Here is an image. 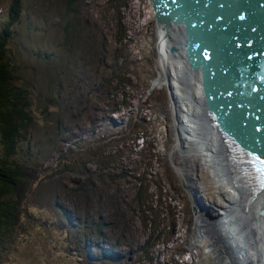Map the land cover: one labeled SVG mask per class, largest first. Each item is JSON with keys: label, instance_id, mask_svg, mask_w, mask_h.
I'll return each mask as SVG.
<instances>
[{"label": "rangeland", "instance_id": "rangeland-1", "mask_svg": "<svg viewBox=\"0 0 264 264\" xmlns=\"http://www.w3.org/2000/svg\"><path fill=\"white\" fill-rule=\"evenodd\" d=\"M76 1L78 12L67 14L65 0H25L18 43L40 54H44L40 48L47 44L67 52L63 46V25L77 17L74 35L82 33L79 37L82 53L78 58L86 68V76L66 84L77 103L72 108L67 103L71 120H63V126L72 130L60 131L68 132L65 137L72 139L63 145L59 157L52 154L40 167V179L45 182L38 190L42 193L40 204H28L25 206L28 210L24 207L22 228L11 237L9 248L0 256V264H77L76 257L81 260L78 264H87L82 258L87 253L99 256L100 247H113L115 255L121 258L108 264H147L145 252L153 258L152 264H215L210 241L204 237L196 241V218L203 215L217 220L226 206L222 197L227 195L210 173L212 166L203 162L205 152L198 149L195 139L185 138L178 125V117L183 118L186 110L185 87L177 79L173 59H167L169 72L159 67L160 37L150 0H126L125 8L116 16L105 0ZM9 2L0 0V24L6 20ZM33 4L40 10L33 9ZM43 26L50 29L42 35ZM119 33L125 37V54L129 53L130 84L122 93L105 99L94 90L96 98L87 92L92 93L96 81L91 75L101 55V45L107 42L106 48L114 50L113 42ZM15 56L19 64L28 67L23 73L25 77H35L33 68L40 75L43 73L44 65L33 58ZM189 76L191 81L190 71ZM50 95L49 90L44 95L47 113ZM37 110L34 107V118L41 133L36 134L35 140L42 146L41 134L53 135L56 125L45 130L46 112ZM93 117L96 121L86 120ZM93 143L92 150L108 157L104 164L109 166L97 180L89 172L68 174L58 166L60 160L73 155L72 150L79 151ZM15 160L25 164L21 157ZM48 167L51 170L45 172ZM86 167L93 170L92 165ZM139 183L143 187L139 198L152 209L146 213L153 220L151 231L149 227L145 230L144 217L137 212L135 193L141 186ZM190 187L199 190V196ZM30 200L34 201L33 196ZM35 219L37 224L31 225L30 221Z\"/></svg>", "mask_w": 264, "mask_h": 264}, {"label": "trees", "instance_id": "trees-1", "mask_svg": "<svg viewBox=\"0 0 264 264\" xmlns=\"http://www.w3.org/2000/svg\"><path fill=\"white\" fill-rule=\"evenodd\" d=\"M105 2L111 5L110 11L115 12V16L116 13L117 15L118 13L121 14L126 6V0H105ZM65 3L67 5V14L73 11L74 13L78 12L76 0H65ZM32 8L40 10L36 4H33ZM25 11V0H10L7 7L6 20L0 24V256L9 248L11 237L22 228L25 210H28L25 206L28 204H40L42 193L38 192V190L45 184L40 179L42 172L39 170L40 167L44 165L52 154H58L59 157L61 152H63L61 151L63 145L69 144L72 139L71 137H65L68 132L60 131V129L69 132L72 130L63 126V120H71L67 115L69 109L67 103L70 102V108L77 103L73 100V92L68 91L66 84L75 80L80 81L83 76H86V68L80 64L78 58L82 53V48L79 44V37L82 36V33L79 31L77 35H74L76 34L75 22L78 18L75 17V20L71 23L68 20L63 25V46L67 49V52L62 48H55L47 44L40 48L44 51V54H40L39 52L29 51L16 40V37L21 34L20 26L18 25L22 23ZM112 22L116 27V21L112 20ZM117 24L125 31V27L120 24V18L119 21L117 18ZM49 29V26H43L40 32L43 35ZM124 43H126L125 37L121 34L113 42L116 45L114 50L106 48L107 42L105 44L102 43L99 52V55H101L91 75L96 81L91 89L92 93L87 92L89 95L97 98L95 92L98 91L104 95L105 99L113 94L122 93L127 84H130L128 73L129 53L125 54L127 47ZM15 54L33 58L39 64L44 65V67H41L43 73L40 75L33 68L35 77H25L23 73L28 67L19 64ZM75 56H77L76 61ZM105 69L106 71L103 73ZM110 69L111 71H109ZM48 90L51 95L47 99L49 104L47 113L48 106L45 104L44 95ZM34 107L38 108L37 111L41 113L42 109L43 113L46 112L44 118L45 130L48 131L50 127L52 128L56 125L53 135L49 132L41 134L42 146L39 141L35 140L36 134L41 133V129L38 126V121H35L34 118ZM86 120L88 122L96 121L95 117ZM93 145L94 143L88 144L79 151L72 150L73 155L67 156L63 162L60 160L58 166L62 167L68 174L78 171L81 173L89 172V175L94 177V180H97L98 177H101V171L108 170L109 166L104 164L108 157H103L98 151L94 152L92 150ZM18 157L24 159L25 164L16 161L15 159H18ZM87 165L90 167L92 165L93 170L86 167ZM98 169L99 171L97 172ZM49 170H51L50 167L44 171L48 172ZM141 183H139L141 186L135 193L137 197L135 203L138 208L137 212L141 213L140 217H144L142 222L145 230H147L146 227H149L151 231L154 229L152 227L153 220H149L146 213L151 212L152 209L148 206L146 207L139 198L143 190ZM32 196L34 201L30 200ZM63 213L66 217H69L66 211H63ZM30 224H37L36 219L30 221ZM103 227V225L100 226L99 230L103 229ZM157 234H159L158 231ZM150 235H148V238L151 237ZM157 240L158 238L156 237L154 243ZM99 249V256L87 253L82 259H85L87 264H108L110 261L119 262L121 260L120 257L115 255L113 247L109 249L100 247ZM144 258L147 264L153 263V258L146 252ZM76 261L77 264L81 262L78 257H76Z\"/></svg>", "mask_w": 264, "mask_h": 264}, {"label": "water", "instance_id": "water-1", "mask_svg": "<svg viewBox=\"0 0 264 264\" xmlns=\"http://www.w3.org/2000/svg\"><path fill=\"white\" fill-rule=\"evenodd\" d=\"M150 3L164 36L172 25L182 29V44L170 47V54L178 48L187 69L198 73L204 122L264 157V0ZM216 218L217 225L222 219Z\"/></svg>", "mask_w": 264, "mask_h": 264}, {"label": "bare ground", "instance_id": "bare-ground-1", "mask_svg": "<svg viewBox=\"0 0 264 264\" xmlns=\"http://www.w3.org/2000/svg\"><path fill=\"white\" fill-rule=\"evenodd\" d=\"M156 26L160 37L158 42L159 67L164 71L170 70L167 66V59H173L175 66L170 65L175 67L177 79H180L185 87L183 98L186 101L184 103L186 110L183 111V118L178 117V125L182 129V133L185 134V138L195 139L198 149L205 152L203 156L201 155L205 158L202 161L206 165L212 166L210 173L215 181L220 183L225 196L227 195V197H222V202L226 206L222 208V212L218 213V217L222 220L218 219L217 225L215 224L217 220L214 221L203 215L197 216L196 241L203 237L210 241V248L214 251L213 261L215 264H264V215H259V212L264 210V189L256 197H253L256 188L251 183L245 169L240 167L241 164L239 167L235 165L238 157L227 154L228 150L221 132L204 122V105L199 75L187 69L183 54L179 49L176 50L178 53L170 54V47L182 44L184 39L182 29L177 25H172L168 29V36H164L165 32L158 27L157 23ZM189 71L191 81H188L190 79ZM197 130L204 136L201 137ZM179 143H181L180 135L177 139V144ZM175 147L176 145L172 149ZM227 157L230 159L229 169L226 165ZM190 189L198 193L195 195L196 197L199 196V190L193 187ZM242 200L243 204H241ZM238 240L239 247L237 246Z\"/></svg>", "mask_w": 264, "mask_h": 264}, {"label": "flooded vegetation", "instance_id": "flooded-vegetation-1", "mask_svg": "<svg viewBox=\"0 0 264 264\" xmlns=\"http://www.w3.org/2000/svg\"><path fill=\"white\" fill-rule=\"evenodd\" d=\"M119 256V255H118Z\"/></svg>", "mask_w": 264, "mask_h": 264}]
</instances>
